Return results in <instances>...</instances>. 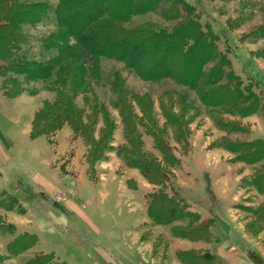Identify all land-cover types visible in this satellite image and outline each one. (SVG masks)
Listing matches in <instances>:
<instances>
[{
	"label": "rangeland",
	"instance_id": "374dc122",
	"mask_svg": "<svg viewBox=\"0 0 264 264\" xmlns=\"http://www.w3.org/2000/svg\"><path fill=\"white\" fill-rule=\"evenodd\" d=\"M22 1L47 4L49 12L42 23L22 27L18 54L47 59L55 53L43 41L57 30L59 0ZM187 1L220 36L218 60L224 59L243 92L259 101L256 112L243 117L227 103L210 106L197 91L172 80L144 81L115 60L77 61L71 52L48 81L7 72V62L0 60V264H87L98 257L99 234L93 226L107 236L135 232L139 243L151 246L147 253L152 250L154 264H165V259L174 264L182 250L174 254L169 247L171 238H179L172 226L158 225L148 216L151 193L163 190L183 198L197 213L203 208L199 202L209 208L215 201L218 207L228 203L245 226L264 204L251 186L264 162L250 165L230 151L231 143L264 140V36L257 32L264 27V0ZM162 11L138 16L132 25L172 27ZM116 77L136 121L118 106L123 100ZM124 116L132 121L143 151L170 173L166 185L154 186L138 169L126 166L123 154L131 146ZM68 117L77 119L82 131L75 133L63 119ZM156 133L170 148L171 162L161 153ZM105 134L102 153L91 161L87 138L97 144ZM214 215L205 212L209 219L202 220L213 221V236L220 239ZM30 236L35 238L30 249L11 254L17 238ZM204 244L196 247L205 250L209 246Z\"/></svg>",
	"mask_w": 264,
	"mask_h": 264
},
{
	"label": "trees",
	"instance_id": "16d2710c",
	"mask_svg": "<svg viewBox=\"0 0 264 264\" xmlns=\"http://www.w3.org/2000/svg\"><path fill=\"white\" fill-rule=\"evenodd\" d=\"M162 9V18L173 23L172 27L151 22L132 25L134 18L158 13ZM48 12L49 6L44 3L0 0V60L7 62L8 67L4 68L7 72L48 81L73 52L71 58L77 61L91 58L124 63L144 81L172 80L197 91L201 100L210 106H225L227 103L243 117L251 116L258 108L259 101L243 92L239 77L228 70V63L224 59L218 60L220 52L217 43L220 36L211 25L202 23L196 7L187 0H59L54 10L57 30L43 41V46L55 54L42 60L28 58L24 53L18 54L24 41L22 27L42 23ZM257 32L264 36V27ZM210 64L212 66L208 68ZM114 83L119 87L120 100H123L118 103L121 112H127L136 121L137 116L126 98L127 91L123 89L122 80L116 77ZM66 114L69 116V113ZM60 119L62 117L57 121ZM63 119L72 124L75 133L82 131L77 119ZM124 120L130 131L128 141L131 146L123 154L126 166L138 169L154 186L166 185L170 173L143 151L134 127H130L132 121L125 116ZM180 134L185 135L182 130ZM158 135H154L157 145L165 160L171 162L174 157L170 148ZM106 139L107 134L95 144L91 138H87L91 161L100 156L101 146ZM231 147L230 151L238 154L242 162L250 165L264 162V140L231 143ZM251 186L264 195V163L251 179ZM148 200L151 220L158 225L172 226L177 238L207 244L220 242L219 238L213 236V221H203L199 213L189 209L183 198L172 197L160 190L151 193ZM255 216L264 226V204ZM34 242L33 236L27 240L17 238L10 245L11 254L30 249ZM177 257L183 264H225L219 255L209 249L178 251Z\"/></svg>",
	"mask_w": 264,
	"mask_h": 264
},
{
	"label": "crops",
	"instance_id": "0c3cea01",
	"mask_svg": "<svg viewBox=\"0 0 264 264\" xmlns=\"http://www.w3.org/2000/svg\"><path fill=\"white\" fill-rule=\"evenodd\" d=\"M1 138V137H0ZM259 200L264 202V195L257 194ZM198 212L204 217V213H214V232L220 237V242L215 244H204L202 242H191L189 240L171 238L169 250L174 254L178 250H199L197 244L207 245L206 249H212L213 253L219 255L225 264H264V226L255 215L248 220L246 226L238 221V216L230 210L227 204L216 206V201L211 208L198 203ZM84 218L89 219L86 212H82ZM206 218V217H204ZM207 220L209 219L206 218ZM148 222V221H146ZM92 224V223H91ZM99 237L95 241L99 247L97 258L90 257L87 264H154L153 252L148 256L147 251L151 248L147 244L139 243L135 232L128 231L120 233L118 237L106 235L103 229L93 226ZM166 228V227H165ZM127 234V235H126ZM133 234V235H132ZM106 235V236H105ZM125 242L120 243V240ZM129 238L132 240L129 241ZM122 242V241H121ZM174 264H183L177 258ZM159 264V263H158ZM165 264L170 261L165 259Z\"/></svg>",
	"mask_w": 264,
	"mask_h": 264
}]
</instances>
